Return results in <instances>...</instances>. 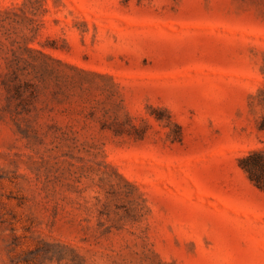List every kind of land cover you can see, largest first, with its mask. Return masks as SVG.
<instances>
[{"label":"rangeland","instance_id":"374dc122","mask_svg":"<svg viewBox=\"0 0 264 264\" xmlns=\"http://www.w3.org/2000/svg\"><path fill=\"white\" fill-rule=\"evenodd\" d=\"M264 0H0V264H264Z\"/></svg>","mask_w":264,"mask_h":264},{"label":"trees","instance_id":"16d2710c","mask_svg":"<svg viewBox=\"0 0 264 264\" xmlns=\"http://www.w3.org/2000/svg\"><path fill=\"white\" fill-rule=\"evenodd\" d=\"M264 129V119L260 126ZM240 167L247 173L250 181L260 190L264 191V151L252 149L239 160Z\"/></svg>","mask_w":264,"mask_h":264}]
</instances>
